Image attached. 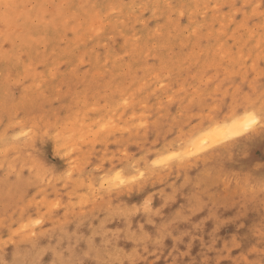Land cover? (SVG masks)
Returning <instances> with one entry per match:
<instances>
[{"label":"rangeland","instance_id":"obj_1","mask_svg":"<svg viewBox=\"0 0 264 264\" xmlns=\"http://www.w3.org/2000/svg\"><path fill=\"white\" fill-rule=\"evenodd\" d=\"M7 2L14 7L0 8V264H51L61 254L90 264H236L242 256L260 264L258 135L243 155L157 167L122 190L108 191L105 181L121 170L139 177L145 161L151 168L159 154L183 151L225 102L249 94L259 101L264 10L253 5L264 0ZM57 124L72 139L39 145V161L20 132L31 136L36 126L42 139ZM229 213L248 225L241 248L231 244V224L216 228Z\"/></svg>","mask_w":264,"mask_h":264},{"label":"snow or ice","instance_id":"obj_2","mask_svg":"<svg viewBox=\"0 0 264 264\" xmlns=\"http://www.w3.org/2000/svg\"><path fill=\"white\" fill-rule=\"evenodd\" d=\"M14 7L11 3H8L7 0H0V8L9 9ZM254 8H259L264 10V2L261 4L253 5ZM264 14V11H262ZM258 105V106H257ZM225 111H211L207 114V122L205 126L200 128V135H197L194 140L191 141L190 146L183 149V151H176L174 149H169L167 153H161L156 159L151 160V168L148 167V162L145 161V171L139 173L137 177L134 172L126 173L123 170L115 172L114 176H110L105 183L108 185V191L115 189H123L124 187H130L135 185L137 182L143 184V181L140 180V177L147 178V173L150 170H155L157 167H174L177 162L183 163H192V159L197 160L203 159L205 162L209 160L210 157H215L220 154L227 155L231 153L233 157L238 155H243L247 153L249 142L252 141L257 135L264 141V95H261L259 101L257 102L249 94L248 100H241L239 98L233 100V102L228 105L225 102ZM223 117V119H221ZM36 126H34L35 129ZM105 128L108 126L105 125ZM30 129L32 135L29 136L28 132L21 130L20 135L26 138V142H31V146L35 151L36 157L39 161L44 160V156L41 154L42 150L39 145L46 143L49 140H54L57 142V146L62 139H72L65 135V131L61 128L59 124L50 130L43 131V138L39 137V132ZM68 145H65L64 155H68ZM73 151H75V146ZM58 154L54 148V153ZM138 171V169H137ZM262 178L258 186H255L254 190L258 191L259 199L261 203L264 204V164L261 165ZM71 172L68 173V176H71ZM144 210L148 214V223H151V198H148L144 202ZM139 211V209H137ZM158 211V210H157ZM235 212V209L233 210ZM208 218L205 217V220H202L200 223L196 224L197 230L200 228L201 224L206 222ZM224 225L231 224L235 229L233 239L231 244L235 248H241L243 241L246 238V229L248 225L241 219L240 214L229 213L228 218H218L216 222V228H219ZM35 224H40V220H36ZM191 230L189 229V232ZM186 232L184 235H188ZM260 251H261V260L260 264H264V220L261 221L260 228ZM213 236H215V229L213 230ZM173 237L176 240V243H180L182 238H176L175 233ZM4 241V243H9L11 241ZM190 243V242H189ZM13 264H29L27 260L20 262L16 261ZM40 264H48L47 261H41ZM51 264H90L89 260L83 259L80 256H69L65 258L62 254L59 259H53ZM179 264V262H178ZM182 264H200V261H184ZM206 264H214L213 261L209 260ZM218 264V262H217ZM236 264H253L249 260H245L243 256L236 261Z\"/></svg>","mask_w":264,"mask_h":264},{"label":"bare ground","instance_id":"obj_3","mask_svg":"<svg viewBox=\"0 0 264 264\" xmlns=\"http://www.w3.org/2000/svg\"><path fill=\"white\" fill-rule=\"evenodd\" d=\"M258 137V136H257Z\"/></svg>","mask_w":264,"mask_h":264}]
</instances>
